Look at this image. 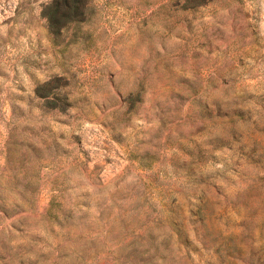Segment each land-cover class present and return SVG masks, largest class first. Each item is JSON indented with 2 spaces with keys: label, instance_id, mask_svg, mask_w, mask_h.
Instances as JSON below:
<instances>
[{
  "label": "rangeland",
  "instance_id": "374dc122",
  "mask_svg": "<svg viewBox=\"0 0 264 264\" xmlns=\"http://www.w3.org/2000/svg\"><path fill=\"white\" fill-rule=\"evenodd\" d=\"M63 1L0 0V264H264V0Z\"/></svg>",
  "mask_w": 264,
  "mask_h": 264
},
{
  "label": "trees",
  "instance_id": "16d2710c",
  "mask_svg": "<svg viewBox=\"0 0 264 264\" xmlns=\"http://www.w3.org/2000/svg\"><path fill=\"white\" fill-rule=\"evenodd\" d=\"M60 0H54V4ZM86 1V0H85ZM64 13H61L56 6H50L47 17L52 25L61 19L69 18L71 22L80 21L86 14V10L81 7L82 0H64ZM86 6V5H85Z\"/></svg>",
  "mask_w": 264,
  "mask_h": 264
}]
</instances>
